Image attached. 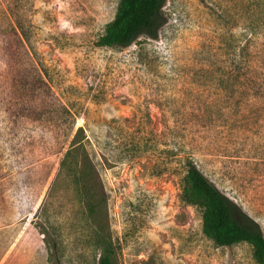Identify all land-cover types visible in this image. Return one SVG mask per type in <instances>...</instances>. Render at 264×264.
<instances>
[{
    "label": "rangeland",
    "instance_id": "rangeland-1",
    "mask_svg": "<svg viewBox=\"0 0 264 264\" xmlns=\"http://www.w3.org/2000/svg\"><path fill=\"white\" fill-rule=\"evenodd\" d=\"M118 1L0 0V264H256L183 190L192 162L264 236V0H160L99 46Z\"/></svg>",
    "mask_w": 264,
    "mask_h": 264
},
{
    "label": "trees",
    "instance_id": "trees-1",
    "mask_svg": "<svg viewBox=\"0 0 264 264\" xmlns=\"http://www.w3.org/2000/svg\"><path fill=\"white\" fill-rule=\"evenodd\" d=\"M159 4L160 0H119L114 17L106 24L97 44L105 47L129 44L142 29L152 27ZM37 79L39 84L45 85L40 76ZM80 132L81 129L78 128L70 148L60 162L61 168L71 163L77 165L78 161L74 153L81 148L82 138L78 136ZM89 174L87 176L86 173L84 176L89 177ZM184 183V200L188 204L199 206L201 210L202 233L219 247L246 243L252 248L255 263L264 264V236L258 231L243 226L233 217L225 198L192 162L187 163ZM98 264H112L109 252L101 255Z\"/></svg>",
    "mask_w": 264,
    "mask_h": 264
}]
</instances>
